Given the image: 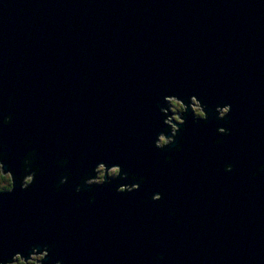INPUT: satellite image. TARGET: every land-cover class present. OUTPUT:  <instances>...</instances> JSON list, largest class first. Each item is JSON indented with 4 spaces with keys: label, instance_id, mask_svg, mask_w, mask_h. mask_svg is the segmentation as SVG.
Masks as SVG:
<instances>
[{
    "label": "water",
    "instance_id": "1",
    "mask_svg": "<svg viewBox=\"0 0 264 264\" xmlns=\"http://www.w3.org/2000/svg\"><path fill=\"white\" fill-rule=\"evenodd\" d=\"M164 93L196 94L213 117L231 103L232 134L189 112L184 150L158 151ZM9 96V165L18 174L27 136L48 173L0 197V256L40 240L66 264H153L160 252L161 264H264V175H252L264 163V0H0L5 113ZM63 158L72 179L57 192ZM101 158L147 182L76 194Z\"/></svg>",
    "mask_w": 264,
    "mask_h": 264
},
{
    "label": "clouds",
    "instance_id": "2",
    "mask_svg": "<svg viewBox=\"0 0 264 264\" xmlns=\"http://www.w3.org/2000/svg\"><path fill=\"white\" fill-rule=\"evenodd\" d=\"M16 99L14 96L8 97V107L12 110L5 113L0 110V128H6L13 123L16 109L13 107ZM209 105L205 103L198 95L191 94L186 98L174 93H164L162 95V106L158 112L161 120L159 128L154 127L153 146L160 152H167L171 149L174 152H182L184 150V141L180 138L183 126L186 125L185 119L187 113H192V125L200 126L202 123L207 124L210 120L223 122V126L216 127V135L218 137H227L232 134L231 120L232 114L231 103H218L214 107L215 116L210 115L208 111ZM24 147L29 149L22 156H18L19 172L9 165L8 145L0 143V197L12 195L19 185L21 191H30L37 180L42 175H47L48 169L42 167L39 162V149L34 147L29 137H24ZM179 141V142H178ZM216 145L223 143L222 139L214 141ZM167 162L172 161V156H165ZM71 163L69 158L57 159L54 164L57 168L63 169L60 173L58 181L54 185L55 191L59 192L72 179V171L69 168ZM91 173L84 172L78 182L75 184L74 192L76 194L87 193L89 189L110 188L119 194H131L138 192L147 182V177L137 174L131 170H125L124 166L119 162H109L107 159H98L90 165ZM235 169L233 163H226L223 166L225 173H231ZM254 177L264 175V163L259 164L252 173ZM164 195L160 191L153 192L149 199L152 202L161 201ZM95 196L88 199L89 204H94ZM170 215L175 216L172 212ZM180 223L179 220L176 221ZM157 247L161 242H156ZM57 244L51 241L36 240L27 245V255L25 251H14L7 256H0V264H66L63 257H54ZM10 257V258H9ZM165 260L163 252L157 253L153 257V264H161Z\"/></svg>",
    "mask_w": 264,
    "mask_h": 264
}]
</instances>
